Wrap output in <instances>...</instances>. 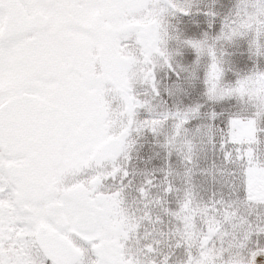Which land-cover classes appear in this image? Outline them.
<instances>
[{
	"label": "snow or ice",
	"instance_id": "6c2138e0",
	"mask_svg": "<svg viewBox=\"0 0 264 264\" xmlns=\"http://www.w3.org/2000/svg\"><path fill=\"white\" fill-rule=\"evenodd\" d=\"M0 264H264V0H0Z\"/></svg>",
	"mask_w": 264,
	"mask_h": 264
}]
</instances>
